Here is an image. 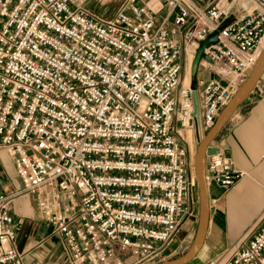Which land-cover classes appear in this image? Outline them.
<instances>
[{
    "label": "built area",
    "instance_id": "built-area-1",
    "mask_svg": "<svg viewBox=\"0 0 264 264\" xmlns=\"http://www.w3.org/2000/svg\"><path fill=\"white\" fill-rule=\"evenodd\" d=\"M163 2L158 23L137 0L109 18L82 0H0V150L21 184L0 190V264H24L10 204L19 193L61 239L63 264L158 260L191 216L183 132L205 134L246 79L264 44V0ZM220 25L203 51L212 62L199 63L215 76L184 85L174 35L196 49ZM243 174L225 153L208 156L207 182L227 188ZM207 264H264V209Z\"/></svg>",
    "mask_w": 264,
    "mask_h": 264
},
{
    "label": "crops",
    "instance_id": "crops-1",
    "mask_svg": "<svg viewBox=\"0 0 264 264\" xmlns=\"http://www.w3.org/2000/svg\"><path fill=\"white\" fill-rule=\"evenodd\" d=\"M86 1L100 8L98 15L104 18L112 16L114 8L117 10L124 2V0ZM193 1L202 8L208 7L211 2ZM137 2L144 3L158 23L167 16V7L163 0ZM174 39L182 44L183 36L176 34ZM204 65L198 68L197 80L215 76L213 70ZM205 71L210 72L209 77L201 78L199 74ZM211 145L230 156L234 166L244 174L227 188H222L213 181L207 182L209 198L207 229L202 248L195 257L202 255L208 260L213 258L214 251L217 253L219 248L228 247L249 228L264 209V74L211 141ZM4 153L0 152V190L8 193L19 190L21 184L10 157ZM10 204L12 227L16 232L15 244L24 254V264H63V243L53 232L51 224L39 218L33 196L19 193L12 198Z\"/></svg>",
    "mask_w": 264,
    "mask_h": 264
},
{
    "label": "water",
    "instance_id": "water-1",
    "mask_svg": "<svg viewBox=\"0 0 264 264\" xmlns=\"http://www.w3.org/2000/svg\"><path fill=\"white\" fill-rule=\"evenodd\" d=\"M224 25V24H223ZM223 25L218 26L213 31L209 32L204 39L199 41L198 46L194 51V56L191 61L190 67V79L191 81L196 80V73L199 68L200 60L203 58L212 62L211 58L207 54H203L204 49L211 43L217 40L218 31ZM264 72V44L258 55V58L251 68L246 79L241 83V85L234 92L227 104L220 110L217 115L214 124L199 137V142L194 154L193 166L195 177L198 187V219L195 225V231L188 247L181 253L165 258L155 264H186L190 262L200 251L206 229L209 216V198L207 190V179H206V157L219 152V148L212 146L211 141L214 137L221 131L222 127L230 119L235 110L239 107L241 102L248 96V94L253 90L256 83L260 79ZM193 103H194V115L198 119V104L195 96V91L193 92ZM197 127V135L200 132Z\"/></svg>",
    "mask_w": 264,
    "mask_h": 264
},
{
    "label": "rangeland",
    "instance_id": "rangeland-1",
    "mask_svg": "<svg viewBox=\"0 0 264 264\" xmlns=\"http://www.w3.org/2000/svg\"><path fill=\"white\" fill-rule=\"evenodd\" d=\"M82 1H83V3H82L83 6L88 11H90V12H92L94 14H97V15L99 14L100 11H98V10H100V8H98V7L94 6V5H91L90 2H89L90 4L87 3L86 0H82ZM115 10H116V7L114 8V11L112 12L111 15H113L115 13ZM186 40L187 39H184V37H183L182 44H180L181 45V49H182V61H183V63L185 61L187 62L188 54L191 53L193 55L194 51H195V49H194L195 45L191 44V43H188V41H186ZM204 66L208 67V68H211L209 66V64H205ZM186 67H187V65L185 66V68H183L182 83H183ZM209 75H210L209 71H205V73L203 72V73L199 74V76L201 78H208ZM196 80H197V78H196ZM195 81H191V82L194 84ZM183 135L185 137V139H184L185 140V145L187 147H189V155H190V160H191V153H193V154L195 153L197 145H198V142H199V137H198L197 133L194 132V131H193V135L192 134L186 135L184 132H183ZM0 152L4 153V151H2V150H0ZM192 167H193V163H192L191 170H190V173H191V176H190V180H191V182H190V201H191L192 207H193L192 208V214L183 223V225L179 229L178 233L176 234V236L174 237V239L170 243L168 249L166 250V253L160 259L153 260V261L147 262L145 264H155V263H157L159 261L164 260L167 257H170V256H173V255H176L178 253L183 252L188 247V245H189V243H190V241L192 239V235L194 234L195 225H196V222H197V219H198V209H199L197 182H196L194 170H193ZM10 193L11 192H8L6 194H10ZM224 250H225V248H219V251L217 253L215 251L213 252V253H215L213 258H211V259L209 258V259L210 260L214 259L218 255H220ZM208 253L211 254L210 251H208ZM205 258L206 257H204L202 255H199V256L195 257V259H193L192 261L188 262L187 264H207L209 260L205 259Z\"/></svg>",
    "mask_w": 264,
    "mask_h": 264
},
{
    "label": "bare ground",
    "instance_id": "bare-ground-1",
    "mask_svg": "<svg viewBox=\"0 0 264 264\" xmlns=\"http://www.w3.org/2000/svg\"><path fill=\"white\" fill-rule=\"evenodd\" d=\"M193 56H194V54L192 55L191 53H189L188 54V58H187V67H186V69H185V74H184V79H183V84L184 85H187L188 83H189V78H190V67H191V61H192V58H193ZM191 60V61H190ZM263 74H264V72H263ZM184 133L186 134V135H188V134H192L193 135V130H192V128H186L185 129V131H184ZM202 135L203 134H199V136L198 137H202ZM196 152V151H195ZM195 154V153H194ZM194 154L193 153H191V166H192V163H193V159H194ZM193 168V170H194V166L192 167ZM194 174H195V172H194ZM196 178V177H195ZM195 182V181H194ZM197 182V181H196ZM197 189H198V187H197ZM193 236V235H192Z\"/></svg>",
    "mask_w": 264,
    "mask_h": 264
}]
</instances>
